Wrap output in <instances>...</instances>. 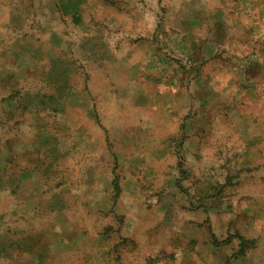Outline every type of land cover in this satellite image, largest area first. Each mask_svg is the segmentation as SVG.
<instances>
[{
  "label": "crops",
  "instance_id": "1",
  "mask_svg": "<svg viewBox=\"0 0 264 264\" xmlns=\"http://www.w3.org/2000/svg\"><path fill=\"white\" fill-rule=\"evenodd\" d=\"M171 15L178 24L173 35L165 34L171 41L163 51L185 63L157 66L152 41L139 42L118 63L126 77L115 74L113 63L94 91L87 82L81 89L70 85L54 108L35 112V135L15 140L12 157L1 158L11 172L0 173V193L9 192L26 206L40 207L48 194L53 198V218L33 233L52 237L49 253L60 252L61 237L69 236L63 239L67 246L73 236L83 238L84 226L68 217L72 207L87 206V198L94 197L102 212L105 175L111 196L120 195L115 167L121 150L133 163L143 157L148 173L150 159H159L163 181L172 182L179 196H191L192 213L216 212L223 193L253 198L264 211V0H177ZM45 115L51 124L41 121ZM169 165L176 173L169 174ZM218 166L229 167L221 185ZM206 217L202 245L215 254L236 241L239 251L238 237L215 244L219 239ZM234 235L245 240L244 253L236 256L252 253L255 238ZM25 252L43 256L35 248Z\"/></svg>",
  "mask_w": 264,
  "mask_h": 264
},
{
  "label": "rangeland",
  "instance_id": "2",
  "mask_svg": "<svg viewBox=\"0 0 264 264\" xmlns=\"http://www.w3.org/2000/svg\"><path fill=\"white\" fill-rule=\"evenodd\" d=\"M176 5L177 0H0V160L12 157L15 140L35 135V112L54 108L70 85L81 89L87 82L94 91L113 63L115 74L126 77L118 63L139 42L152 41L157 66L185 63L163 51L178 24L171 15ZM41 119L51 124L48 115ZM120 155L115 167L120 195L111 196L105 175L102 212L94 197L66 212L84 226V236H73L71 246L63 240L69 236L61 237L59 253L48 251L51 236L34 235L53 218V198L48 194L40 207L26 206L9 192L0 193V264H264V211L257 210L255 199L223 193L216 212L192 213L191 196H179L172 182L163 181L159 159H150L148 173L140 155V163L128 161L122 150ZM228 168L217 167V185ZM168 171L176 173V166ZM1 172L10 176L11 171L0 162ZM208 215L219 240L234 234L255 238L252 253L236 256V241L215 254L207 250L201 226ZM27 248L43 256H28Z\"/></svg>",
  "mask_w": 264,
  "mask_h": 264
},
{
  "label": "trees",
  "instance_id": "3",
  "mask_svg": "<svg viewBox=\"0 0 264 264\" xmlns=\"http://www.w3.org/2000/svg\"><path fill=\"white\" fill-rule=\"evenodd\" d=\"M115 188H116L117 191H118V186H117V183H116V182H115ZM234 237H238V238L240 239V243H241V244H240V250L238 251V254H242V253H244V251H245V240H244L242 237L237 236V235H234V236L229 237V238H227L226 240H222V241L217 240V239L215 238V244H216V245L226 244V243L230 242L231 239L234 238Z\"/></svg>",
  "mask_w": 264,
  "mask_h": 264
}]
</instances>
